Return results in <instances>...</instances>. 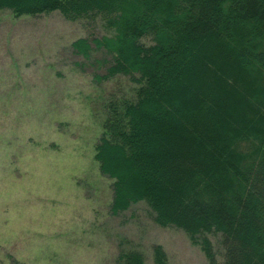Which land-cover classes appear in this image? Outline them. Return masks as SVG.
Here are the masks:
<instances>
[{
	"label": "trees",
	"instance_id": "obj_1",
	"mask_svg": "<svg viewBox=\"0 0 264 264\" xmlns=\"http://www.w3.org/2000/svg\"><path fill=\"white\" fill-rule=\"evenodd\" d=\"M0 10L101 21L106 35L78 38L72 51L86 61L104 54L92 61L104 71L96 82L123 75L138 84L134 98L104 103L94 148L112 180L111 214L143 202L157 225L186 233L207 264H264L263 145L239 159L226 127L244 125L240 110L255 99L264 105L252 86L264 73V0H0ZM237 82L248 85L245 95L230 102ZM258 114L253 137L262 133ZM208 234L219 235L222 253ZM152 253L154 264H168L161 246ZM144 262L135 249L116 259Z\"/></svg>",
	"mask_w": 264,
	"mask_h": 264
},
{
	"label": "rangeland",
	"instance_id": "obj_2",
	"mask_svg": "<svg viewBox=\"0 0 264 264\" xmlns=\"http://www.w3.org/2000/svg\"><path fill=\"white\" fill-rule=\"evenodd\" d=\"M106 32L99 20L71 22L58 11L16 17L0 10V264H116L130 249L154 264V245L163 248L168 264H207L186 233L157 225L145 203L110 212L112 180L94 160L103 106L134 98L138 84L123 75L96 82L94 73L104 71L92 61L104 54L86 61L71 48L78 38ZM258 79L252 86L264 94V73ZM235 85L230 102L248 86ZM261 105L255 99L240 110L245 124L239 128L226 123L242 149L239 159L264 149ZM255 112L261 138L249 135ZM208 237L222 253L219 235Z\"/></svg>",
	"mask_w": 264,
	"mask_h": 264
}]
</instances>
